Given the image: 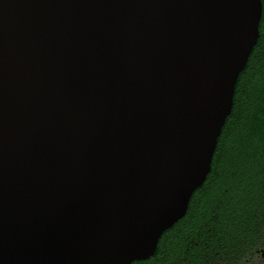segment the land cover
Returning <instances> with one entry per match:
<instances>
[{"label":"water","instance_id":"95a60500","mask_svg":"<svg viewBox=\"0 0 264 264\" xmlns=\"http://www.w3.org/2000/svg\"><path fill=\"white\" fill-rule=\"evenodd\" d=\"M261 0H0V264L154 255L205 181Z\"/></svg>","mask_w":264,"mask_h":264},{"label":"trees","instance_id":"16d2710c","mask_svg":"<svg viewBox=\"0 0 264 264\" xmlns=\"http://www.w3.org/2000/svg\"><path fill=\"white\" fill-rule=\"evenodd\" d=\"M260 21L257 44L264 41ZM235 110L225 119L211 170L185 216L163 232L153 256L130 264H215L218 258L237 264L264 240V110L241 117ZM233 116L236 127L225 137Z\"/></svg>","mask_w":264,"mask_h":264},{"label":"flooded vegetation","instance_id":"af4514ba","mask_svg":"<svg viewBox=\"0 0 264 264\" xmlns=\"http://www.w3.org/2000/svg\"><path fill=\"white\" fill-rule=\"evenodd\" d=\"M261 4L260 27L264 35V0H261ZM233 96L232 107L238 109L235 113L240 117L247 110H264V41L254 45L250 52L247 63L238 76ZM234 119H236L234 116L230 118L225 129V137L236 127ZM250 253L264 258V240L259 242Z\"/></svg>","mask_w":264,"mask_h":264},{"label":"rangeland","instance_id":"374dc122","mask_svg":"<svg viewBox=\"0 0 264 264\" xmlns=\"http://www.w3.org/2000/svg\"><path fill=\"white\" fill-rule=\"evenodd\" d=\"M171 264H181V260H177ZM215 264H226L224 259L218 258L215 260ZM237 264H264V258H261L258 254L246 253L240 258Z\"/></svg>","mask_w":264,"mask_h":264}]
</instances>
